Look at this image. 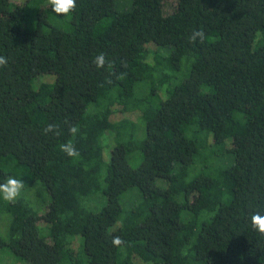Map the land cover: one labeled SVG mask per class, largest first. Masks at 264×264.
<instances>
[{
  "label": "trees",
  "instance_id": "obj_1",
  "mask_svg": "<svg viewBox=\"0 0 264 264\" xmlns=\"http://www.w3.org/2000/svg\"><path fill=\"white\" fill-rule=\"evenodd\" d=\"M49 14L64 18L47 0H0V183L25 182L14 204L0 199V247L28 264H83L70 246L80 234L87 264H264L250 222L264 215V0H76L65 27ZM117 106L144 130L114 120ZM73 125L78 158L59 149ZM130 186L141 198L123 208ZM100 188L104 203L87 209Z\"/></svg>",
  "mask_w": 264,
  "mask_h": 264
},
{
  "label": "rangeland",
  "instance_id": "obj_2",
  "mask_svg": "<svg viewBox=\"0 0 264 264\" xmlns=\"http://www.w3.org/2000/svg\"><path fill=\"white\" fill-rule=\"evenodd\" d=\"M11 1L21 2L23 0H11ZM130 2H131V0H114V5H115V8H117L119 10H123V9H127L130 7ZM30 3L31 2L29 1V4ZM169 8H172L171 4L166 3L165 9L168 10ZM39 9L40 8L36 5V3L33 2L30 4V6L26 10L28 13L33 12V16L31 17V19H36L37 18L36 13ZM48 17H49V21L51 23H54V24H57L60 26H64V27L66 26L65 19H67L68 17L59 18V17L53 16L51 14H49ZM184 65H185L184 63L181 65L180 71L182 74H180V76H182L183 73L186 72V68L184 67ZM124 116L128 117L130 120L135 121L137 123V126H138L137 132L138 133H140V131H141V126H142V130H144L143 120L140 119V123L138 122L139 113L137 111L121 112L118 110V106H117L116 110L114 111V113L112 115V118L114 120H117V119H120ZM117 140L121 141L122 138L117 137ZM107 141H108V143L103 142V144H104L103 158L105 160H107L109 157V152H110L111 147L115 143V139L111 140V137H108ZM140 159H141V152H139L137 150H132V151L128 152V154H127V161L131 166H136L139 163ZM205 167L206 166L204 165V162L202 161L201 164H199V166H198L197 172L206 171ZM6 179H5V181H6ZM157 181H159V179H157ZM102 185H103V183H102ZM23 195L24 194H22V196ZM140 198H141V194H140V191L136 188V186H130L127 190H125L120 195V203H121V206L123 208H127L130 205L136 203ZM104 201H105V197L102 194L101 188H100V190H98V189L96 191L94 190L90 194L85 196L82 200V203L87 209L96 210V209L101 207V205L104 203ZM184 214H185L184 211H182V213H181L182 219L184 218ZM1 215H2V217H1ZM9 219H10L9 214H7V213L0 214V234L5 236V237L7 236V228H8ZM118 223H119V221H117L115 224L111 225L109 228L111 229V228L115 227ZM81 241H82V239H81L80 234H75L71 238L70 246L74 251L73 257L76 259H82L83 258V264H87L86 260H84L85 254L82 250L81 245H79V242L81 243ZM78 246H79V248H78ZM73 257H72V259H74ZM0 264H28V262L26 260L16 258L8 247L2 246V247H0ZM59 264H69V261H66L65 259H63V260H61V262Z\"/></svg>",
  "mask_w": 264,
  "mask_h": 264
},
{
  "label": "clouds",
  "instance_id": "obj_3",
  "mask_svg": "<svg viewBox=\"0 0 264 264\" xmlns=\"http://www.w3.org/2000/svg\"><path fill=\"white\" fill-rule=\"evenodd\" d=\"M47 3L51 6L52 11L57 16L69 17L76 9V0H47ZM189 39L192 42H196L197 40L203 41L205 39V33L202 30H194ZM7 63V58L0 56V67L6 66ZM93 63L97 69H102L108 61L106 60L105 55L100 53L95 57ZM68 131L73 139L60 144L59 149L69 158H78L80 154L75 147L74 138L79 132V127L73 125ZM43 133L45 135L49 133L59 135L57 126L53 124L47 125V127L43 129ZM24 187L25 182L22 179L9 176L6 181L0 183V199H3L9 204H14L22 196ZM250 222L251 228L261 236H264V215H261L260 213L253 214L250 217ZM111 243L114 247L120 248L125 244V241L119 236H114Z\"/></svg>",
  "mask_w": 264,
  "mask_h": 264
}]
</instances>
